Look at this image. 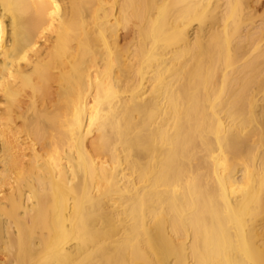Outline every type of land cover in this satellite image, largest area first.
<instances>
[{
    "label": "bare ground",
    "instance_id": "1",
    "mask_svg": "<svg viewBox=\"0 0 264 264\" xmlns=\"http://www.w3.org/2000/svg\"><path fill=\"white\" fill-rule=\"evenodd\" d=\"M0 264H264V0H0Z\"/></svg>",
    "mask_w": 264,
    "mask_h": 264
},
{
    "label": "rangeland",
    "instance_id": "2",
    "mask_svg": "<svg viewBox=\"0 0 264 264\" xmlns=\"http://www.w3.org/2000/svg\"><path fill=\"white\" fill-rule=\"evenodd\" d=\"M260 10H261V8H260ZM260 10H259V11H260Z\"/></svg>",
    "mask_w": 264,
    "mask_h": 264
}]
</instances>
